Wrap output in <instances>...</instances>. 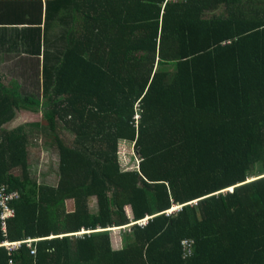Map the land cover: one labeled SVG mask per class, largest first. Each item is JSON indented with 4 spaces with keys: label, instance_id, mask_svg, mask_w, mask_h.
Returning a JSON list of instances; mask_svg holds the SVG:
<instances>
[{
    "label": "trees",
    "instance_id": "obj_1",
    "mask_svg": "<svg viewBox=\"0 0 264 264\" xmlns=\"http://www.w3.org/2000/svg\"><path fill=\"white\" fill-rule=\"evenodd\" d=\"M71 1L56 44L26 48L41 95L0 73V185L19 193L0 242L37 238L0 264H264V0ZM22 104L40 120L8 128ZM33 149L57 155L55 182Z\"/></svg>",
    "mask_w": 264,
    "mask_h": 264
},
{
    "label": "crops",
    "instance_id": "obj_2",
    "mask_svg": "<svg viewBox=\"0 0 264 264\" xmlns=\"http://www.w3.org/2000/svg\"><path fill=\"white\" fill-rule=\"evenodd\" d=\"M29 1L34 0H7L0 3V19H3L4 23H9L10 21L20 22L17 24L0 23V31H6L5 38L9 41L13 40L19 46L12 52L1 53L2 55L0 56L5 66L0 65V70L2 73L11 70L20 71L27 76V65L30 64L29 68H31V64L34 63L32 65L33 68L34 66L36 68L38 64V73L36 76L42 77L44 53L33 60L34 57L30 56L31 54H29V50L26 48L32 45H40L41 48L43 45H50L52 48V45L57 42L58 29L67 19L70 21L68 16L74 11L72 10L71 0H40L42 20L38 28V25L29 26L27 23H21L22 20H27V8H29L27 2ZM31 5L33 6V4ZM32 28L36 30L32 31ZM32 32H36L37 36L33 37ZM10 76H16V74ZM40 89L42 90V80Z\"/></svg>",
    "mask_w": 264,
    "mask_h": 264
},
{
    "label": "rangeland",
    "instance_id": "obj_3",
    "mask_svg": "<svg viewBox=\"0 0 264 264\" xmlns=\"http://www.w3.org/2000/svg\"><path fill=\"white\" fill-rule=\"evenodd\" d=\"M33 59H36L34 57ZM34 64V63H32ZM29 68L27 65V76L20 71H4L3 73L0 70V73L3 74V81L8 83L11 79H15L21 84V92L23 94H30L33 96H40L41 95V80L42 77H37L38 67ZM0 65L5 66V63L2 62V58L0 57ZM16 74V76H10ZM37 77V79H36ZM43 106H27L26 104H22L21 110L17 111V116L12 121L7 124L8 128H12L16 125L21 123H27L39 121L41 118V114L44 110ZM43 143V137L40 138L38 141ZM34 152L31 153V167L33 169L32 175L37 178L38 181L45 180L47 182H55L56 181V161L57 155L53 152L48 153L45 150L37 151L33 149ZM118 155H119V162L123 169H135L138 163V156L133 148V143L129 141H121L118 146ZM67 209L73 208V200L68 199L66 201ZM89 207L92 211H96V199L91 197L89 199ZM176 205H173L172 209L175 208ZM146 218L143 219L142 222L145 221ZM125 227L117 228L113 227L111 230V241L113 247H119L121 245L123 239V232Z\"/></svg>",
    "mask_w": 264,
    "mask_h": 264
},
{
    "label": "built area",
    "instance_id": "obj_4",
    "mask_svg": "<svg viewBox=\"0 0 264 264\" xmlns=\"http://www.w3.org/2000/svg\"><path fill=\"white\" fill-rule=\"evenodd\" d=\"M19 197L18 192H6L5 186L0 185V232L6 234L7 228V220L14 215V208L11 205V200ZM180 208V205H176L175 208L168 209V212L172 210ZM37 240V238L27 237L26 239L16 240V241H8L3 240L0 242L1 246H5L8 254H11L12 251L16 250L18 247L24 243L26 246H30L33 241ZM31 253H34V250L31 249ZM9 264H14L13 260L9 258Z\"/></svg>",
    "mask_w": 264,
    "mask_h": 264
}]
</instances>
